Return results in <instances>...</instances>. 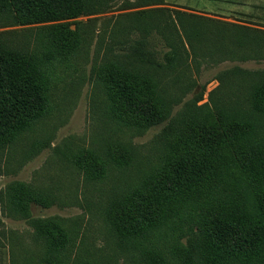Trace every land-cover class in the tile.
<instances>
[{"label":"trees","instance_id":"1","mask_svg":"<svg viewBox=\"0 0 264 264\" xmlns=\"http://www.w3.org/2000/svg\"><path fill=\"white\" fill-rule=\"evenodd\" d=\"M101 1L12 0L3 10L10 16L8 25L42 23L86 15L89 8H97L96 12H99L108 5L105 0ZM185 17L195 18L181 10L149 8L127 12L113 22L114 28L123 26L120 31L128 25L146 32L152 29L166 32L171 37L168 62L164 64L144 62L143 68H134L121 61L101 67L104 80L98 83V89L103 88L109 101L119 100L120 105L116 103L115 106L120 112L137 117L145 114L139 118L148 116V125L153 117H158L166 109V99L175 95L169 89L176 84L173 80L167 82L164 73L179 68L173 61L181 57L182 50L186 52V46L194 51L196 45L202 47L206 41L207 45L214 43L227 49L226 55L231 60L236 56L239 60L262 57L257 50L264 46V29L207 16L200 17V25H195L184 22ZM96 19L65 21L43 27L53 32L50 38L55 49L47 51L45 59L32 54L36 61L32 65L20 62L13 52L15 48L8 39L15 31L0 33V144L5 141L13 147L25 132L34 133L33 140L40 142L34 126L36 117L32 113L37 112L43 102H49L57 86L53 79L56 70L59 67L68 69L72 62L81 58L83 43L91 41L95 33ZM69 23L74 24L73 29L69 28ZM104 23L109 25L108 20ZM43 29H37L38 35L33 41L35 52L38 46L46 43V36H43L46 34L40 33ZM235 46L246 54L239 55ZM142 51L141 48L138 53ZM28 71H32L34 77L28 78ZM183 71L180 73L185 74ZM220 79L209 93L208 104L197 106L196 118L190 122L198 134L179 133L171 145L156 149L155 158L146 159L149 163L139 162V165L142 163L141 177L131 179L128 191L119 193L121 198L114 196L101 206L100 214L107 230V238L102 239L106 240V245L118 246L117 250L127 248L128 256L124 251L114 255L113 250L97 252L101 249L81 233L77 217L60 216L42 219L39 227L34 228L33 233L45 255L63 264H117L118 257H124V264H222L228 255L241 264L264 262V69L234 64L223 69ZM184 83L190 88L195 85L190 76ZM200 97L201 93H198L187 105L194 104ZM46 110L41 111L45 114ZM211 110H215L218 117L208 124L204 117L209 116ZM221 124L229 130L224 136L216 131ZM126 150L122 146V150L111 153L103 147L100 163L93 167V178L103 179L107 174L106 167L110 165L123 170L131 156L129 152L128 155L125 153ZM234 160L251 189L240 220L236 213H228L225 207L199 209L201 188L214 180L223 182L232 171ZM189 208H192L190 215L198 218L199 230L206 238L195 249L191 239H187L189 249L179 242L184 225L182 218ZM251 241L255 246L249 245ZM227 244H232L235 249L229 250ZM240 250L246 252L238 254Z\"/></svg>","mask_w":264,"mask_h":264},{"label":"rangeland","instance_id":"2","mask_svg":"<svg viewBox=\"0 0 264 264\" xmlns=\"http://www.w3.org/2000/svg\"><path fill=\"white\" fill-rule=\"evenodd\" d=\"M105 1L108 2L105 9L96 12L97 8H89L88 14L76 18L8 25L6 22L10 16L3 7L6 3H12V0H0V33L15 31V35L8 39L15 48L13 52L19 56L20 62H30L31 65L36 62L32 54L45 59L47 51L55 49L50 38L53 32L43 27L65 21L97 18L91 41L87 40L82 45L81 58L72 62L68 69L59 67L56 70L53 79L57 86L49 102H43L37 112L32 113L36 117L34 126L40 142L33 140L34 133L25 132L13 147L5 141L0 144V264H63L45 255L38 237L34 235V228L39 227L42 219L53 216L77 217L76 223L81 233L101 249L97 252L108 253L113 250L114 255L124 251L128 256L127 248L117 250L118 246H111L110 243L106 245V240L102 239L107 238V230L100 214L101 206L114 196L121 198L122 194L119 193L128 191L131 179L141 177L139 170L142 169V163L139 165V162L149 163L146 159L155 158L156 149L171 145L179 133L187 136L198 134L190 122L196 118L197 106L208 104L209 93L219 84L223 69L234 64L248 69H264L263 45L257 50L263 54L262 57L244 60H239L237 56L231 60L226 55L229 53L227 49L219 48L214 43L207 45L206 41L202 47L196 45L194 51L186 46V52L182 50L181 57L173 61L179 68H175V72L164 73L167 82L173 80L176 84L169 89L175 95L166 99V109L158 117H153L148 125V116L144 119L139 117L145 114L127 116L128 113L120 112L115 106L116 103L120 105L117 98L115 102L113 99L109 101L103 88L98 89V83L104 80L101 67L121 61L134 65V68H143L144 62L164 64L168 62L171 37L166 32L163 34L154 29L146 32L128 25L120 31L122 25L113 27L118 16L149 8H167L191 14L195 18L185 17L183 20L195 25H200V17L207 16L264 29V0ZM170 16H174L173 12ZM107 20L109 25L104 23ZM38 28L43 29L40 33L46 34L43 35L46 36V43L38 46L35 52L33 41L38 35ZM69 28L73 29L74 24L69 23ZM141 48L144 51L138 53ZM234 49L239 55L245 53L236 46ZM181 70L186 73H180ZM28 72V78L34 77L32 71ZM189 76L195 81L191 88L184 83ZM198 93H201L200 99L187 105ZM43 109H47V113L44 114L41 111ZM210 112L209 116L204 117L208 124L218 117L215 110ZM226 130L225 125L221 124L216 131L224 136ZM122 146L127 148L125 153L128 155L129 152L132 156L123 170H116L110 165L106 167L107 174L103 179L93 178V167L100 163L102 148L116 153L122 150ZM237 163L235 160L232 162V171L223 182L214 180L201 188L199 209L217 210L218 207H225L228 213H236V217L241 219L251 189L243 179ZM191 209L182 218L184 225L179 241L187 249V239L192 240L194 249L202 240H206L203 231L199 230L198 218L195 219L189 213ZM201 221L203 225L202 217ZM249 245L255 246V243L251 241ZM227 248L235 249L232 244H227ZM242 252L246 251H237L238 254ZM123 259L118 257L117 264H124ZM254 263L264 264L263 261ZM222 264L241 263L228 255Z\"/></svg>","mask_w":264,"mask_h":264}]
</instances>
